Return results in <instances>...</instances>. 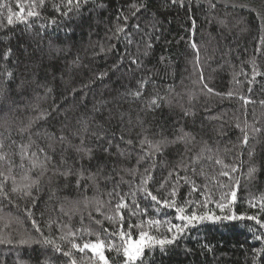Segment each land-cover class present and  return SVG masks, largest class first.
<instances>
[{
  "label": "trees",
  "instance_id": "trees-1",
  "mask_svg": "<svg viewBox=\"0 0 264 264\" xmlns=\"http://www.w3.org/2000/svg\"><path fill=\"white\" fill-rule=\"evenodd\" d=\"M17 2L18 0H0V83L4 82L5 70L13 73V81L10 84L12 90L5 103L11 105L10 116L14 111L13 119L19 118L12 126V139L18 143L28 142L27 135L21 139L17 127L24 126L29 117L37 114L29 107L33 104H39L40 109L49 112L52 111L54 104L59 105V114L53 113L54 119L48 122L40 121L32 128V139L36 141V145L47 150L49 141L43 133L47 130L58 136L64 123L68 124L64 134L72 139L71 132L76 128V120L82 114L91 115L94 104L102 100H111L117 97L118 93L126 91V88H136V81L141 76L151 77L141 99L108 105L113 116L117 118L105 119L108 115L105 112L103 117L97 115L96 119L117 136L123 129L129 128L128 116L131 117L133 125L139 116L145 126H151L153 132L158 125L162 126L164 134L169 137L173 135L174 127L183 126L185 131L191 132L196 138V142L190 146L191 152L186 154L187 157L198 154L204 147L203 141H207L213 152L205 153V156L211 154L214 159L219 157L224 164L237 166L238 171L232 174L233 180L230 181L228 177L218 175L221 171L220 165L207 159L203 160L204 176L198 174L201 167L199 164L196 165L195 174L190 168L188 171L177 168L182 155H185L183 145L178 144L169 147L162 156L155 158L156 168L152 171V180L147 185L149 190L159 200H164L172 199L170 193L172 188L176 187L175 199L178 205H184L186 200L193 202L192 205H185L189 213L195 209L198 214L209 212L215 215H231L234 211L237 215H259L264 220V212H261L259 207L260 198L264 196V133L259 136V142L251 140L247 148H241L239 146L241 132L236 128L237 124L243 127L245 122L264 127V105L261 104V101H264V44L261 43V38L264 37V0H218L215 15L226 18L230 30H220L224 32V38L218 34L217 27L207 22L206 5L203 0L200 4L197 0H185L184 7H180L179 4L173 5L169 0H92L83 8L82 14L70 18L61 16L55 10L54 5L59 4L60 0H45L42 6L33 9L39 12V16L8 25L7 9L10 7L14 13L19 11ZM19 3L25 8L26 15L30 0H19ZM133 3L147 5L146 9H142L134 18L131 16L130 8ZM100 4L104 7H97ZM61 10H64L63 7ZM119 15L129 16L128 30L133 32L134 39H139V34L135 33L133 28L138 22L144 31H148L146 25L155 24L158 29L156 35L160 37L159 40L152 41L153 47L147 57L140 56L144 70L138 71L134 78L127 74V62L120 71L115 73L111 71L112 64L123 51L124 41L117 43L105 37L111 35L109 30H114L117 24H124L122 19L117 20ZM193 19L196 21L195 35ZM53 20L56 23H52ZM193 39L200 48L199 62L195 50L190 46ZM110 44H116L118 52L93 55V45L95 51L99 53L100 45L107 49ZM9 49L11 55L5 60V53ZM55 49L60 50L59 54L54 51ZM144 50V45L141 44L140 52ZM130 51L137 53L135 43ZM77 56L78 66H73L72 61ZM161 57L165 58L163 62ZM254 70L260 73L255 79ZM201 71L205 82L215 93H219V96L207 94L206 90L201 91ZM103 72H108V75L103 80L97 79ZM21 81L24 82V87L18 91L16 86ZM84 85L88 87H82ZM46 88H51L52 91L46 94ZM228 92L233 93L230 98L227 96ZM156 93L161 96L167 95L172 101L171 106L162 104L154 111L142 110V106ZM37 96L42 99H37ZM241 97L253 103L245 104ZM182 108L190 110L194 115L185 117ZM119 112L128 114L124 118L123 129L118 119ZM211 116L220 119L207 118ZM65 117L68 119L65 120ZM3 130L0 128V131ZM37 131L41 133L40 137L35 135ZM139 131V126L133 127L130 138L135 141L136 133ZM125 136L129 138L127 133ZM73 143L79 141L73 140ZM54 147L56 153L53 162L59 164L60 145L55 144ZM253 147L256 155L249 158L248 151ZM6 150L16 151L15 147ZM31 151H38V148L34 145ZM96 156L100 161L104 160L101 153L97 152ZM68 158V162L73 163L75 154L69 152ZM15 160L19 165V156H16ZM95 163L94 161L89 165L93 172L96 171ZM108 163L109 169L113 164L116 166L119 176H123L124 180H132L135 190L139 185V176L133 180L125 169L136 167V156L133 155L130 159L110 157ZM184 163H187V159ZM24 164L25 169L30 166L27 160ZM150 164L151 161H148L138 166L139 173L143 175L144 170L150 168ZM253 165L258 168V172L254 179L249 180L245 174ZM173 169H176L179 175L174 173L169 177V172ZM0 170L7 173L6 166ZM13 175L17 177V183H20L23 171L17 167ZM32 175L35 177L36 172ZM50 175L49 172L41 178L39 193L33 192V196L36 197L35 204L22 194L13 195L12 203L0 200V239L11 241L0 243V264H68L67 258L54 252L50 247L40 244L31 246L18 244L20 239L29 236L36 240L43 238L34 230L33 219L39 225L43 236L56 238L64 250H67L69 245L67 242H61L58 237L70 230L76 231L77 243L82 245L84 242H94L97 239L107 242L112 239L109 233L121 229L119 217L112 221L104 219L105 215H114L115 200L112 205L105 204L102 208L103 215L95 211L98 206L95 200L87 204L84 200L85 196L109 200L106 193L111 190L112 183L100 181L99 192L92 188L86 192L83 190L78 192L74 187L75 179L66 182L53 178L49 183ZM119 176L116 179H119ZM214 176L218 178L219 183L212 179ZM182 177L194 182L197 190L194 191L193 183H186ZM235 179L240 180V185L236 189V199L221 213L216 204L222 202L221 194L230 190L219 185L231 183L235 187ZM65 183L68 187H65ZM161 184H164L163 188ZM8 187H12L11 181ZM118 191L121 194L128 193V184H121ZM134 199L140 210L147 209V212L131 216L128 210H124L125 231H128L129 223L136 225L141 221L146 223L149 219L161 221L160 233H164L168 226L164 221L181 225L184 223L176 218L174 208L155 204L150 197H145L143 192H137ZM132 200V197H128L130 205ZM228 200H231L230 195ZM205 201L207 207H202ZM252 204L256 207H252ZM61 206L64 212L60 211ZM28 211L31 212V217L28 216ZM50 220H57L69 227L59 231L53 225L50 229L48 227ZM80 229L84 231H79ZM139 231L138 228L132 229L133 239L138 238ZM149 231L151 234H157L155 229ZM262 233L264 229H260L252 220L203 221L186 230L184 237L176 245L169 246L166 254L159 250L147 254L145 264H253V250L264 247V239L256 240L254 236ZM115 242L120 243L119 237H116ZM205 242L214 246L212 252L199 247V244ZM105 255L110 262L116 260L115 252L105 250ZM76 256L78 260L83 258L84 264H95L96 257L87 249L84 254L76 253ZM116 264L120 262L116 261ZM256 264H264V258L258 257Z\"/></svg>",
  "mask_w": 264,
  "mask_h": 264
},
{
  "label": "snow or ice",
  "instance_id": "snow-or-ice-1",
  "mask_svg": "<svg viewBox=\"0 0 264 264\" xmlns=\"http://www.w3.org/2000/svg\"><path fill=\"white\" fill-rule=\"evenodd\" d=\"M92 2V0H60L59 4H55V10L60 13L61 16L65 18H70L72 16L82 14L83 8ZM169 2L173 5L179 4L180 7L185 6V0H169ZM218 0H203V3L206 5L205 14L207 22L217 27L218 34L221 38H224V32L220 30L230 31L228 29V21L226 18H220L215 15L217 9ZM45 3V0H30V3L27 7L26 15L25 8L20 5L19 0L17 2V7L19 11L13 12L10 7H8V15H7V24L12 25L15 22H24L29 17H37L39 16V12L33 9L42 6ZM197 3L200 4L201 0H197ZM189 9H191V4L188 5ZM6 7V5H4ZM63 7V11L61 8ZM97 7L103 8L104 5L100 4ZM147 5L144 3H140L139 5L133 3L130 5L131 16L136 17L137 13L142 9H146ZM123 20L124 24H117L114 30L111 31L110 36H106L105 39L111 41L115 40L119 43L121 40L124 41L123 51L118 55L117 61L112 64L111 71L118 72L121 68L125 67L127 62V74H130L133 78L135 77L138 71L144 70V64L140 56L147 57L150 52L149 50L153 47V40H159L160 37L156 35L158 31L155 24L146 25L148 31H144L141 28L140 23H136L133 25L135 33L139 34V39H134L133 32L128 30V20L129 16L127 15H119L117 16V20ZM52 23H56L55 20ZM193 35H195L196 29V21L193 19ZM136 44L137 53H132L130 51L133 44ZM261 43L264 44V37L261 38ZM144 45L145 50L141 53L140 46ZM191 48L195 50L197 54V62H199V51L200 48L197 44V41L193 39L190 44ZM93 55H98L100 53L107 54L109 52L116 53L118 49L116 44H110L106 49L103 45L99 46V53L95 51V45H93ZM57 54H59V49H55ZM259 51V49H258ZM11 55V49L5 53L4 59L7 60ZM161 61H164V57L160 58ZM79 57L77 56L74 61H72L73 66H78ZM260 73L253 71V79H255L256 75ZM108 75V72L100 73L97 76V79L103 80ZM151 77L145 78L141 76L140 79L136 81V88H126V91L122 93H118L117 97H113L111 100H102L98 101L93 105L91 109V115H81L76 120V128L71 132L72 139L69 138L68 135H65V130L68 128V124L64 123L61 125L59 130L60 135H56L54 132H48L45 130L43 135L48 139L49 143L47 144V150L44 147H39L36 145V141L32 139V128L40 121L48 122L51 119H54L53 113L59 114V105L54 104L51 112L47 110H42L39 108V104H33L29 107L37 112L36 115L28 118V121L24 126L17 127V133L20 135L21 139L25 135L28 136L27 143H18L16 140L12 139V126L16 123V120L19 118L16 117L13 119L14 111L10 116L9 110H11V105L5 103L8 94L11 92L10 84L13 81V73L11 71L5 70L4 82L0 83V128H3V131H0V168L4 166L7 167V173L5 171L0 170V200H8L9 203H12L11 197L15 194H22L24 197H28L32 200L33 204L36 202V197L33 196V192L36 191L39 193L41 178L44 177L47 173H51L48 178L49 183H51L53 178H56L57 181L63 179L64 181H69L70 179H75L74 187L78 192L83 190L86 192L89 188H92L94 191H100V181H104L105 183H112V188L109 190L106 195L110 198L107 201L100 200L96 197L89 198L87 196L84 197L85 203L95 200L98 205L95 209L96 212L101 213L102 208L105 204L112 205L113 200H115L114 204V215L112 216H104V219L107 220H115L119 217L121 229L118 232L109 233L108 235L112 238L107 242L105 240L97 239L94 242H84L82 245L77 243V233L76 231H68L65 234L58 237L61 242H67L69 245L67 250H64L61 243L57 242L56 238H48L44 237L43 233L36 220H32V226L37 233H40L43 237L42 239L36 240L31 236L28 238H22L18 241L20 246H31L32 244H40L46 247H50L54 252L60 253L63 257L67 258L68 264H84L83 258L77 259L76 253L84 254L85 250H89L96 257L95 264H116V261H119L120 264H145L147 254L154 253L156 250H159L162 254H166L169 246H174L184 237L186 230H188L191 226H194L197 223H201L203 221H221V220H252L255 221L260 229H264V220L260 218L259 215L246 216L244 214L237 215L234 211L231 215H215L210 214L209 212H204L202 214H198L197 210L193 209L190 213L188 208L185 205H192L193 202L190 200H186L184 205H178L175 199L177 188L173 187L170 193L172 199H164L159 200L156 195L149 190L147 187L149 181L152 180V171L156 168L155 158L158 156H162L165 151L174 145H183L185 150V155H182L180 164L177 165V168H180L184 171H188L189 168L195 174L197 172L196 165H201L199 175L204 176L205 172L203 169V160L207 159L208 161H213L216 165L221 166V171L219 172V176L228 177L229 180H233V173L238 171V167L235 165H226L223 160L219 157L213 158V155L209 154L205 156V153H212L213 149L208 146L207 141H203L204 147L200 149L198 154H195L191 157H187L186 154L191 152V145L196 142L195 136L189 132L185 131L183 126L178 128H173V135L171 137L164 134L165 130L162 126H157L156 131L153 132L151 126H145L144 121L137 116L136 124L133 125L131 117L128 116V125L129 128L123 129V121L127 113L119 112L118 119L121 121V128L123 129L121 134L117 136L115 132H109L102 123H100L96 117L104 116V113L107 112L108 115L105 119H113L117 118L113 116L112 109L108 107V105H119L125 100H139L143 97L144 91L150 82ZM200 81L202 83L201 91L207 92L210 95H217L219 93H215L214 89L209 87L205 82V78L203 72L200 74ZM251 83V81H249ZM24 87V82L21 81L19 85L16 86L17 90L20 91ZM37 87H44L43 85H37ZM82 87H88V85H84ZM51 88H46L45 93L51 92ZM74 92L76 90H73ZM172 91V89H169ZM251 91V89H249ZM233 95L232 92H228L227 96L230 98ZM37 99H42L37 96ZM245 101V104L253 103V101L248 100L244 97H241ZM162 104H167L171 106L172 101L168 99L167 95L161 96L159 93L153 95L150 99L147 100L146 104L142 106V110L154 111L159 109ZM261 104L264 105V101H261ZM183 114L185 117L190 115H194L188 109H183ZM210 120L220 119L219 117L211 116L207 117ZM68 118L65 117V120ZM139 126L140 131L136 133L135 141L130 138L131 131L133 127ZM241 132V137L239 139V146L241 148H247L251 140H257L259 136L264 133V127H257L255 123L249 125L245 122L244 126L241 127L239 124L236 125ZM7 133V135H5ZM125 133L128 134L129 138H126ZM37 137L41 136V133L37 131L35 133ZM153 137H159L158 139H153ZM73 140H78L79 143H73ZM55 144L60 145L61 157L60 163L56 164L53 162V156L56 153ZM38 148V151H31L33 146ZM123 145V147L121 146ZM15 147L16 151L10 152L6 149H12ZM115 149V151H113ZM52 153L51 155L49 153ZM72 152L75 154V160L73 163L68 162V153ZM99 152L104 157L103 161H100L96 153ZM133 155L136 156V167L132 169H125L130 176H132L133 180L137 176H139V185L136 186L135 190L133 189V181L132 180H124L123 176H119V172L116 166L113 164L109 169V158L110 157H122V158H131ZM256 155L255 147H253L250 151H248L249 158H252ZM19 156L20 163L16 164L15 157ZM187 159V163H184V160ZM27 160L29 163V167L25 169L24 161ZM95 163L96 171H91L89 165L93 162ZM151 161L150 168H146L144 170V174L141 175L138 170V166H140L143 162ZM87 162V163H86ZM243 163V162H241ZM19 168L23 171V175L20 177V183H17V177L13 175V172L16 168ZM36 172L35 177H33L32 173ZM258 172V168L253 165L247 169L245 177L249 180L255 178V174ZM179 175V172L176 169H173L169 172V177L173 174ZM119 176V179L116 177ZM186 183H193V190H197L194 182L189 181L187 177H182ZM214 181L219 183L217 177H212ZM11 181L12 187H8V183ZM167 183V180L165 181ZM235 187L233 184H222L220 183L221 188H228L229 192H224L220 196V201L216 204V207L220 209L221 213L225 211V208L229 206V204L236 199V189L240 185V180L235 179L234 181ZM121 184H128L129 192L121 194L118 189ZM65 187H68V184L65 183ZM164 187V184H161V188ZM207 187V185H205ZM137 192H143L145 197H150L152 202L155 204L163 205L167 208H174L177 214L176 218L180 221L184 222L181 224H173L170 221H164L168 226L165 229L164 233L159 232V227L161 226V221L155 219H149L145 223L141 221L136 225L128 224V231L123 230V222H124V210H128L131 216L138 215L139 212L146 213L147 209L140 210L139 204L135 202V197ZM229 195L231 196V200H228ZM128 197H132V204L130 205L128 202ZM199 204V202H196ZM202 207H207V201L201 205ZM252 207H256L255 204H252ZM260 211L264 212V196L260 198ZM135 209V210H133ZM60 211L64 212L63 206L60 207ZM65 215H68L65 213ZM28 216L31 217V212L28 211ZM91 217V213H89ZM83 219V218H82ZM96 223H100V221H96ZM53 225L56 226L57 230L63 231L68 228L69 225L59 222L57 220H50L48 223V227L51 229ZM138 228L140 229L138 238L133 239L132 229ZM149 229H155L157 234H151ZM79 231H84V229H80ZM107 231V230H105ZM119 237L120 243H116L115 239ZM256 240L264 239V233L262 235L254 236ZM11 243V241H4L0 239V243ZM199 247L202 250L207 252H212L214 250V246L208 243H201ZM105 250L116 253V260L110 262L109 258L105 255ZM186 251H191L190 249H186ZM253 264H256L257 258H264V247L260 249L253 250ZM91 260V257H89Z\"/></svg>",
  "mask_w": 264,
  "mask_h": 264
},
{
  "label": "rangeland",
  "instance_id": "rangeland-1",
  "mask_svg": "<svg viewBox=\"0 0 264 264\" xmlns=\"http://www.w3.org/2000/svg\"><path fill=\"white\" fill-rule=\"evenodd\" d=\"M135 240V239H134Z\"/></svg>",
  "mask_w": 264,
  "mask_h": 264
}]
</instances>
